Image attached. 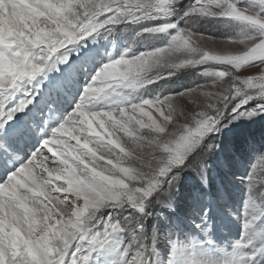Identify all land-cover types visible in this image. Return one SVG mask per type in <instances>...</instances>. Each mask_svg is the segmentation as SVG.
Listing matches in <instances>:
<instances>
[{
  "label": "snow or ice",
  "instance_id": "1",
  "mask_svg": "<svg viewBox=\"0 0 264 264\" xmlns=\"http://www.w3.org/2000/svg\"><path fill=\"white\" fill-rule=\"evenodd\" d=\"M181 3L0 0V154L17 165L0 176V227L14 237L0 240V264H90L107 243V232L103 239L93 232L101 210L125 205L142 209L161 189L175 186L177 169L192 163L189 155L205 135L218 130L233 100L240 101L231 109L237 116L248 101L264 100V36L241 41L239 51L218 52L212 42L201 43L203 37L179 32L167 47L105 64L84 89L76 110L51 129L49 138L45 137L50 117L32 114L35 105L25 111V101L19 102V108L12 106L15 91L43 72L59 48L123 22L168 18ZM187 15L227 17L264 30V20L246 14L231 0H195ZM170 27L174 25L146 31L164 33ZM210 62L224 67L216 73L219 79L203 88L107 110L94 107L122 93L126 100L125 90L153 83L150 74L159 79L160 69ZM61 73L53 92H59L75 70L65 75L61 69ZM186 103L191 104L189 111L182 110ZM17 112H24V117ZM35 136L43 145L24 162L19 146ZM249 184L252 193L256 167ZM67 194L70 200L65 199ZM248 207H254L251 196ZM254 223L255 218L245 228ZM110 229L118 231L120 225Z\"/></svg>",
  "mask_w": 264,
  "mask_h": 264
},
{
  "label": "rangeland",
  "instance_id": "2",
  "mask_svg": "<svg viewBox=\"0 0 264 264\" xmlns=\"http://www.w3.org/2000/svg\"><path fill=\"white\" fill-rule=\"evenodd\" d=\"M231 2L246 14L264 20V4L259 3V0ZM194 5L195 0H182L168 18L143 20L139 23L123 22L59 48L52 54L43 72L15 91L13 102L16 99L28 100L33 89H47L44 83L36 88L33 84L37 79L46 81L47 77H51L52 69L61 76L63 57H74L88 44L94 43L98 56L87 72L88 75L83 78L84 74H81L78 77L80 93L93 82L105 64L122 56L131 58L167 47L172 37L179 32H191L194 36L203 37L201 43L212 42L218 52L239 51L243 47L241 41L264 36V30L247 22L227 17L187 15ZM164 24L174 27L164 33L146 31ZM227 44L234 45L226 49L224 46ZM223 67L210 62L181 69H160L159 79L155 74H150L153 83L134 91L125 90L128 97L126 100L122 99V93L121 97L101 100L94 107L107 110L127 106L141 99L175 97L213 84L219 79L216 73L223 70ZM252 74L258 73L252 70ZM84 82L85 86L82 87ZM239 102L236 99L229 104L218 130L205 135L191 152L188 160L192 163L177 169V180L173 188L161 189L145 202L142 209L125 205L98 213L99 219L93 232L101 239L107 232V243L94 253L90 264H124L126 258L128 264L133 259L137 264H154L158 261L157 257L162 259V264H215L217 259L226 264H233L236 259L240 264H251L244 250L245 245L251 246L254 254L260 256L259 248L264 249V161H261L264 159V100L257 97L248 101L238 109L242 115L237 116L231 109ZM48 103L46 106L51 104ZM190 109V103L182 105V110ZM36 140L34 137L33 148L37 146V150L40 144ZM255 167L257 184L250 193L249 177ZM250 196L254 200V207H248ZM65 199L71 198L67 195ZM236 200L239 201L234 220L241 226L237 232L239 236H233L235 239L232 237L229 247H224L219 244L221 239L215 230L218 217H214L213 213L228 214ZM254 218L253 226L246 229L245 224ZM116 224L120 225V229L111 231L110 225ZM141 245L146 248V252L141 251Z\"/></svg>",
  "mask_w": 264,
  "mask_h": 264
},
{
  "label": "bare ground",
  "instance_id": "3",
  "mask_svg": "<svg viewBox=\"0 0 264 264\" xmlns=\"http://www.w3.org/2000/svg\"><path fill=\"white\" fill-rule=\"evenodd\" d=\"M92 44L85 45L83 47V51L81 53H78L77 55L75 54L74 57L73 56L68 57V58L63 57L62 62H63V66H64L63 69H65L64 74L67 75L70 72V70H72V69L75 70V74H74V76L71 77L70 81L67 82L59 92L51 91L52 85L56 81L61 79V76H58L56 74V71L54 69H52L50 71L51 77H47L46 81L37 79L36 83L33 84V86H35V88H36V86L39 87V84L40 85H42L43 83L46 84L47 85V89H45L46 91L45 90L40 91L39 89L38 90L33 89L32 94H31V103H28V100H20V99H16L13 102L12 106L14 108H19V107H21L19 102L25 101V105H24L25 111H27V108L35 105V108L33 109L32 114H35L37 117L41 116V114H42L44 118H49V117L51 118V121H52L51 128L49 130L48 137H45V138H49L51 135V129L58 127L59 123L63 122L64 119H66L73 111H75L76 106L80 103V100L83 96L84 90L81 93L78 90L79 89L77 87L78 77L81 74H84L83 78L88 75L87 72L89 71L90 68H92L93 62L96 60V58L98 56V54L96 52L95 45H94V43H92ZM82 66H84V67H82ZM85 82H84V85L82 87L85 86ZM37 100H39V103H37ZM47 103L48 104L51 103V104L46 106ZM74 103H75V107H73ZM95 109L96 110H103L104 108L100 109V108L95 107ZM45 111H47V113H45V115H44ZM32 114H30V115H32ZM17 115H19L20 117L23 118L24 112H17ZM35 138L37 139L36 141L38 142V144H40V146H38V147H42L43 140L40 139L39 136H35ZM33 139H34V137L29 140L30 143L27 142V143L21 144L20 148L18 149L20 156H21V159L24 162H27V160L30 159L31 156L35 154V151L39 150V148L36 150L37 146H35V148H33V146L35 145ZM27 144H30V146H27ZM16 166L17 165L13 164L12 161L7 159V157L0 154V176H2L5 172H9V174H10V169H13ZM20 166H22V165H20ZM67 195L70 198H72L71 194H67ZM238 201L239 200L235 201L234 207H232L230 209L228 214L222 213V215H219V212L213 213L214 217H218L216 219L217 223L215 226V230H216V233H218L219 240L221 239V242H219V244L224 246V247H229V245L231 244L230 241H231L233 236H235V235L239 236V234H237V232L239 231L240 225H238V221L234 220L235 215H236L235 213L237 211ZM210 207H211V204H210ZM213 210H215V209L213 208ZM192 225H194V224H192ZM237 236H235V237H237ZM235 237H233V239H235ZM5 238L14 239V237H12L11 233H5L4 229L2 227H0V240H3ZM244 243H247V241L246 242L244 241ZM244 250L247 251V259L250 261L249 263H251V264H264V258H263L264 257V249H262V247L259 248V251H261V254L258 257H257L258 253L254 254V249L251 246L245 245ZM156 259L158 261L157 262L155 261L154 264H162L161 263L162 259H159L158 257ZM217 260H215V264H219L218 261L220 262V260H218V261ZM213 262H214V260H213ZM220 263L226 264V262H220ZM210 264H212V263L210 262ZM233 264H240V263L238 262V259H236L235 262H233Z\"/></svg>",
  "mask_w": 264,
  "mask_h": 264
},
{
  "label": "trees",
  "instance_id": "4",
  "mask_svg": "<svg viewBox=\"0 0 264 264\" xmlns=\"http://www.w3.org/2000/svg\"><path fill=\"white\" fill-rule=\"evenodd\" d=\"M179 215H181V214H179ZM153 222V221H152ZM149 225H152V223H148Z\"/></svg>",
  "mask_w": 264,
  "mask_h": 264
},
{
  "label": "clouds",
  "instance_id": "5",
  "mask_svg": "<svg viewBox=\"0 0 264 264\" xmlns=\"http://www.w3.org/2000/svg\"><path fill=\"white\" fill-rule=\"evenodd\" d=\"M143 55V54H142Z\"/></svg>",
  "mask_w": 264,
  "mask_h": 264
}]
</instances>
